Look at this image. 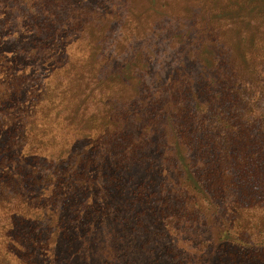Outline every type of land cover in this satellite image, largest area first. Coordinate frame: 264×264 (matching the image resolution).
<instances>
[{"label": "trees", "instance_id": "1", "mask_svg": "<svg viewBox=\"0 0 264 264\" xmlns=\"http://www.w3.org/2000/svg\"><path fill=\"white\" fill-rule=\"evenodd\" d=\"M259 1L0 0V264H264Z\"/></svg>", "mask_w": 264, "mask_h": 264}, {"label": "rangeland", "instance_id": "2", "mask_svg": "<svg viewBox=\"0 0 264 264\" xmlns=\"http://www.w3.org/2000/svg\"><path fill=\"white\" fill-rule=\"evenodd\" d=\"M256 6L260 7V8H264V2L263 1H259V4H256ZM124 45V44H122ZM115 48V46H114ZM125 48H121V50H124ZM127 49V48H126ZM116 53H119L118 48L115 49ZM128 51V50H127ZM125 51V52H127ZM123 53V55H126V53ZM163 56H159L160 60L158 61L159 63V68H162L164 66V64L166 65V63H164V59H161ZM42 70H40L39 72H37V75L40 76ZM94 81V79L92 80V82ZM94 108V107H93ZM93 108H89L87 109V111H85L86 115L95 112ZM103 110L102 107L100 108V111ZM66 132H68V130H62L63 134H66ZM69 137V136H68ZM48 165V163H45ZM195 219H191L190 221H188L189 223H192L193 227H199V223H196ZM164 220L160 219L156 220L155 222V226H151V235L149 234L147 237L143 236L144 240H151L150 243H148V249L146 251H144L143 253L140 254H131V258L134 262V264H146L149 260H152V258L156 255V252L158 250H160L163 247V250L166 252L165 255V261H167L169 264H177V261L183 260L184 262H186L187 264H215L216 258L218 257V253H217V247L218 244L215 243H211L210 239L208 240V245H207V249H202L200 250V248L202 247H196L195 243L189 244V243H183L177 240L176 235H163L161 230L165 229L162 228L161 226L163 225ZM188 224V223H187ZM160 227L157 228V227ZM196 229V228H195ZM201 229V233L203 234V238L207 239L209 234H210V230L207 229V227L204 226H200ZM195 231V230H194ZM154 233V234H153ZM159 233H161L162 235L159 236ZM103 238V237H102ZM197 242H200L201 239L197 238L196 240ZM218 242V241H217ZM131 247L134 249L133 245H131ZM172 249V250H168ZM179 250V252H181L180 257L175 258L174 255L177 253V251ZM167 250L169 251L168 255H167ZM105 251H106V247H105V242L104 239H102V241L100 240V238L97 241V244L94 247V252L96 253L97 256H103L105 258ZM145 254V255H143ZM173 256V257H172ZM136 258V259H135ZM99 260L97 259V262ZM44 263H46L44 261ZM98 264H104L103 262H99Z\"/></svg>", "mask_w": 264, "mask_h": 264}]
</instances>
